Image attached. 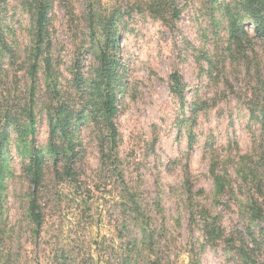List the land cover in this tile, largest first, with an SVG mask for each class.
<instances>
[{"label": "rangeland", "instance_id": "obj_1", "mask_svg": "<svg viewBox=\"0 0 264 264\" xmlns=\"http://www.w3.org/2000/svg\"><path fill=\"white\" fill-rule=\"evenodd\" d=\"M21 1L7 0L1 13L15 57L0 58V133L8 135L0 264H243L223 243L206 244L203 210L218 216L226 236L243 237L253 257L259 251L252 239L264 251V128L248 108L253 99L264 102V36L241 16L239 0H164L179 11L175 18L165 8L164 20L148 10L156 0H49L43 57L50 75L40 62L34 84L32 29ZM228 16L248 31L243 54L227 50ZM103 52L118 61L120 74L108 167L101 166V132L83 95ZM31 99L36 131L25 142L41 149L48 109L53 114L63 104L83 112L73 122L74 179L57 178L47 163L39 229L27 214V159L15 126L27 125ZM213 175L222 178V193ZM253 201L262 220L251 217Z\"/></svg>", "mask_w": 264, "mask_h": 264}, {"label": "trees", "instance_id": "obj_2", "mask_svg": "<svg viewBox=\"0 0 264 264\" xmlns=\"http://www.w3.org/2000/svg\"><path fill=\"white\" fill-rule=\"evenodd\" d=\"M7 0H0V58L5 54H8L10 58H14V50L10 44L5 42L3 37L2 26L3 17L1 13L5 10L4 5ZM21 5L29 15L30 27L32 29L33 44L29 50V69L28 76L30 81L34 84L37 74L38 66L40 62H44L45 74L50 75V63L47 61L43 54L45 53L46 33L48 30V12L50 9L49 0H22ZM238 9L243 17L246 15L251 20V26L253 31L260 36H264V0H239ZM149 12L157 18H162L161 12H165L168 9L175 18L178 17V8L173 4L167 5L164 0L151 1L148 7ZM156 8V9H154ZM2 19V20H1ZM229 19V45L227 50L231 53L243 54L245 46L249 43L248 31L240 26L237 22L238 16H228ZM7 29V27H6ZM111 46L115 44V37L111 39ZM233 51V52H232ZM247 59V57H244ZM100 62L95 69L94 78L90 82V91L83 92L84 99L89 102L87 104L90 109L88 110V118L94 125L99 128L101 132L102 140H100V154H101V166L108 167V159H110L111 150L114 146L117 138V127L114 122L119 108L117 106V94H118V82L120 80V74L118 72L119 63L115 59L109 58L106 53H101ZM49 78H51L49 76ZM173 83L179 88V78L175 74L172 77ZM77 88L83 85V81L79 73L76 74ZM52 83V81H51ZM51 85H49L50 87ZM174 85H171V92L177 94L178 89ZM32 89H34L32 87ZM57 94V92H55ZM31 99V103L24 111L26 115L27 125L16 126V133L18 135V141L22 144L19 147L22 157L27 159V162L23 164L22 171L26 175L30 187V193L27 201V214L31 223L36 229H39L42 224V214L39 207V197L41 192L42 181L44 179L47 163L50 161L54 167V174L57 178L74 179L75 173L74 165L77 162L76 156V143L74 141L75 129L74 119L79 121L83 112L76 114L69 111L68 107L60 104L57 107H53L47 111L49 138L45 149L35 147L32 140L26 144L28 136H34L35 134V115H34V103ZM263 104V105H261ZM259 105V106H257ZM250 115L259 121L264 128V102L257 103L253 99V104L249 103ZM259 113V116L256 115ZM7 133L4 131L0 133V196L4 190L3 181L6 177V143ZM107 160V161H106ZM113 162V161H111ZM110 166V164H109ZM214 174V173H212ZM214 176L216 193H222L225 188L221 177ZM185 188L189 195L192 194V186L187 177L185 181ZM134 212L136 216H140L139 207L137 203L133 202ZM204 235L205 242L210 246H215L217 243H223L229 250H233L238 254V257L242 259L243 264H264V251L260 249L259 243L252 239V244L258 248L259 255L253 257V249L248 248L246 241L243 237L235 238L233 236H226L222 227L218 223V216H211L204 210ZM251 217L254 220H262V213L259 204L256 201L252 202L250 206ZM203 216V215H202ZM258 257L260 259H258Z\"/></svg>", "mask_w": 264, "mask_h": 264}]
</instances>
